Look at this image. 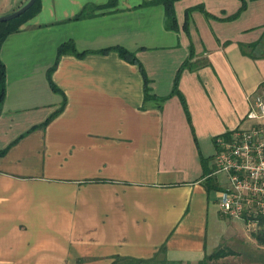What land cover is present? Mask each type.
I'll use <instances>...</instances> for the list:
<instances>
[{"label":"crops","instance_id":"crops-1","mask_svg":"<svg viewBox=\"0 0 264 264\" xmlns=\"http://www.w3.org/2000/svg\"><path fill=\"white\" fill-rule=\"evenodd\" d=\"M27 1L0 0V16ZM39 1L0 47V264H111L152 258L162 245L168 260H202L225 222L200 157L211 172L214 137L245 128L246 97L264 94V0H246L235 17L240 0H177V30L165 28L162 5L140 6L149 0H117L78 20L108 0ZM67 40L79 51L133 52L154 98L116 51L63 54L51 80L67 103L36 127L63 102L46 72ZM187 58L178 89L189 123L168 96Z\"/></svg>","mask_w":264,"mask_h":264},{"label":"built area","instance_id":"built-area-1","mask_svg":"<svg viewBox=\"0 0 264 264\" xmlns=\"http://www.w3.org/2000/svg\"><path fill=\"white\" fill-rule=\"evenodd\" d=\"M246 99L248 125L214 137L210 176L223 177L215 182L219 216L254 232L264 218V94L256 90Z\"/></svg>","mask_w":264,"mask_h":264},{"label":"trees","instance_id":"trees-1","mask_svg":"<svg viewBox=\"0 0 264 264\" xmlns=\"http://www.w3.org/2000/svg\"><path fill=\"white\" fill-rule=\"evenodd\" d=\"M177 0H149V1H145L144 3H142L140 6H152V5H162L164 7V12L166 14L165 17V28L170 29V30H177V20H176V14L174 12V2H176ZM241 4L240 7L238 8V12L234 15H232V17H235L236 15H238L246 6V0H240ZM117 0H108L107 3L102 4V5H86L84 6L81 11H79L76 15H74V17L70 20H78V19H84L90 16L95 15V11L97 10H106V9H110L112 7H115V5L117 4ZM41 5H40V1L39 0H35L33 6L31 8H28L24 13H22L20 16H18V18H14L8 22H0V47L2 42L4 41V39L9 36L11 33H15V32H19L21 26L27 22L29 20V18H32L33 15H35L39 9H40ZM200 9V11H203L206 16H212L209 12L205 11L202 5H197L194 9ZM190 9H186L185 13L186 16L184 18V23H183V27L185 29V32H187L188 28L187 24H188V16L190 15ZM77 46L74 45V42L72 40H67L63 43H61V45H59V48L57 49L56 52V57H55V62H53V64L48 68L46 74H47V81H48V85L49 87L52 89L53 92H57L60 93L62 95L63 98V102L62 104H60V106L50 114V118L46 119L43 123L37 125L36 127H43L45 126L48 122H50V120L54 117L57 116V114H59L64 106L65 103H67L65 101V96L64 94H62L61 89L58 88L53 81L51 80V76L53 75L52 73L54 72V70L57 67L58 62L60 61V56L63 54H72L74 55V57H82L85 54H89V52H95V53H100V54H105L111 50L116 51V53L118 52L119 56L126 59L127 61L133 63V64H137V66L139 67L140 71L142 72V76H143V81L145 84L144 87V97L147 99H152L154 98V95H152L150 93L149 90V80L146 76V71L143 68V65L141 64V62L138 60V57L135 56V54L133 52H130L129 50H127L124 47L121 46H114V47H108V48H104L103 50H98V51H79L77 48ZM1 49V48H0ZM189 63V59L187 58V60H185L181 66L179 67L178 72H176L175 77H174V85L171 89V92L168 96L170 95H176L177 97L180 98V103L183 107V110L186 112V118L188 123L190 122V111L187 108V103H186V98L183 96V94L179 91L178 86H179V76L181 74V72H183V70H185V68H189L191 69V67H188ZM5 63L2 62V60L0 59V103H2L4 95H5V78H6V72H5ZM159 98V97H158ZM168 97H160V101H163L165 99H167ZM35 126L32 127L36 128ZM6 151V149H5ZM0 151V153H4L5 152ZM201 159V164L203 166V174H208L207 176V181L205 182V185L207 187L208 190L210 189H214L216 187L215 185V180L212 176H210V171L207 169L208 166H206L207 164V160L206 158L204 159V157H200ZM259 229H257L256 231L252 232L253 234V238L257 241L258 244L264 246V218L263 220L261 219L260 223L258 224ZM166 250H165V246L162 245L159 249L158 252L156 254L153 255V257L151 258H146V259H137V258H133V257H125L123 258L122 256H114L113 257V261L111 264H194V263H189V262H179V261H171L166 259ZM238 254L237 252H235L234 249H230L227 247H224L222 249L217 248V250L215 252H212L208 255H205V257L196 262L195 264H209V261L212 260H218V259H222L226 256H231V255H235Z\"/></svg>","mask_w":264,"mask_h":264},{"label":"rangeland","instance_id":"rangeland-1","mask_svg":"<svg viewBox=\"0 0 264 264\" xmlns=\"http://www.w3.org/2000/svg\"><path fill=\"white\" fill-rule=\"evenodd\" d=\"M1 105V104H0ZM222 175L214 177L215 181L222 182ZM225 229L221 232V239L217 242V248L234 249L236 256H226L222 259L209 261V264H264V246L257 243L252 237L253 231H248L241 220L223 217ZM259 229V228H258ZM212 253V252H211Z\"/></svg>","mask_w":264,"mask_h":264},{"label":"water","instance_id":"water-1","mask_svg":"<svg viewBox=\"0 0 264 264\" xmlns=\"http://www.w3.org/2000/svg\"><path fill=\"white\" fill-rule=\"evenodd\" d=\"M35 0H28L22 7H19L15 11L0 16V22H8L14 18H18L22 13H24L28 8H31L34 4Z\"/></svg>","mask_w":264,"mask_h":264}]
</instances>
